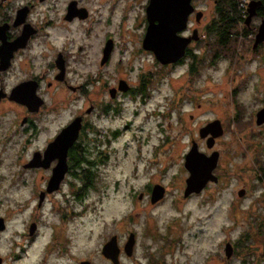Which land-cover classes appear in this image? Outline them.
<instances>
[{"label":"rangeland","instance_id":"1","mask_svg":"<svg viewBox=\"0 0 264 264\" xmlns=\"http://www.w3.org/2000/svg\"><path fill=\"white\" fill-rule=\"evenodd\" d=\"M143 1L121 0V6L123 3L128 5V37L134 35V23L142 15ZM200 5L205 7L207 15L210 2ZM130 47L127 42L129 50L132 49ZM137 59L148 60V56L138 55ZM161 71L144 100L140 96L124 98L118 102V111L110 109L108 114L94 117L96 129L100 131L95 132L94 142H88V145L95 146V151H100L105 157L101 162L96 160L93 185L71 201L73 212L79 213H73L62 233L69 236V253L62 257L53 256L52 253L45 260L46 264H76V258L89 259L91 264H111L99 254L102 244L108 240L104 242V238L114 232L120 233L122 238L127 227V230L135 229L140 239L149 242L148 236H143L141 231L145 221L150 226L156 225V231L161 232L166 225H170L169 231L172 230L178 237V243L173 246L170 255L175 264L241 263L240 257L226 260L224 244L226 241L232 242L245 229L254 230L255 219L264 222V202L259 200L263 181L257 182L254 175L257 173L254 158L264 160V123H254V113L264 105V61H236L234 56L228 59L218 56L214 61L208 59L190 78L183 68ZM109 75L112 76L107 80L114 76ZM124 75L135 82L134 72L118 74V77ZM3 81L6 88L10 86L8 78ZM96 96L98 98L99 95ZM46 97L49 101L47 105H55L57 109L45 114L44 122L37 123L38 138L27 145L28 151L44 144L72 114L73 107L81 103L74 104V94L66 90H49ZM7 106V103H0V135L9 125L11 127V119H14V113L12 115ZM237 109L242 122L252 115L251 128L237 129L233 119ZM213 119L220 121L223 131L214 137L213 146L208 148L198 130ZM250 133L253 135L247 137ZM16 140V137L15 140L11 139L6 144L8 148H4L8 152L0 156V215L7 216L12 229L23 227L25 212L30 206L34 207L37 198L33 195L42 179L41 172H32L28 176L32 180L30 186L19 184V180L8 184L15 178V170L26 161L22 155L26 145L22 149L23 143ZM192 141L197 143L199 151L206 154L218 151L213 170L218 179L201 188L202 191L183 197L188 172L182 164ZM22 176L26 178L25 174ZM154 182L165 186L164 200L150 204L144 195L140 199L136 197L138 191L147 187L145 183ZM240 188L245 189L241 196L237 194ZM64 193L68 197L66 189ZM58 199L65 201L62 197ZM28 200L29 206L25 211L17 212L16 204ZM49 211L47 207L40 212V222L43 224L47 216L50 224L58 219ZM125 215L129 216L126 220ZM51 226L44 241L48 239ZM262 244L263 240L254 235L252 245L260 248ZM43 245L44 242L40 248ZM5 247L0 242V248ZM137 248L138 256L135 257H140L143 249L141 245ZM150 248H154V245H150ZM142 257V260L146 259L144 255ZM28 258L23 264H35V260ZM121 258V264H133L132 259Z\"/></svg>","mask_w":264,"mask_h":264},{"label":"flooded vegetation","instance_id":"2","mask_svg":"<svg viewBox=\"0 0 264 264\" xmlns=\"http://www.w3.org/2000/svg\"><path fill=\"white\" fill-rule=\"evenodd\" d=\"M207 1L211 5L206 15L205 7L200 4ZM143 2L142 15L136 18L138 22L135 21V26L132 27L134 35L130 34L128 37L126 24L128 5L125 6L123 3L121 6V0H0V103H7L10 113H14L11 127L9 125L0 135V156L8 152L4 150L5 147L8 148L6 144L16 137V141L23 143L22 149L26 145L25 150H22L26 161L15 170L17 171L15 178L8 184L12 185L19 180V184L30 186L32 180L28 176L32 172H41L42 178L39 182L40 187L33 195L37 198L34 207L30 206L26 214L24 213L26 217L22 220L23 227L12 229L7 216L0 215V242L6 246L5 250L0 248V264H23L29 256L28 259L35 260V264H46L45 260L49 259L52 253L58 257L69 253L67 244L69 236L66 234L63 236L62 233L73 213H79L73 212L71 201L74 196L80 193L82 195L87 187L93 185L96 160L101 162L105 157L100 151H95V146L88 145V142H94L95 132L100 131L96 129L93 120L95 116L100 118V115L108 114L110 109L118 111L120 109L118 102L127 97L140 96L141 100H144L145 96H149L147 94L151 89L149 87L155 80L157 81L161 70L171 72L183 68L190 78L194 75L190 73L197 72L208 59L214 61L218 56L228 59L233 55L236 61L255 59L264 61V40L254 44L256 31L264 18V0H233L237 4L235 6L237 11L233 12L232 16H227L230 7L225 5L226 0L220 8L217 0H191L193 10L188 14L186 26L179 31V35L189 36L196 29L194 34L196 37L189 40L180 58L166 64L158 62L154 54L150 50H143L141 45L147 25L144 9L148 0L146 3ZM197 12H200L198 18ZM214 18L216 22L209 25ZM209 27L215 28L219 37V45L211 48L213 50L208 47ZM127 42L131 45V50L127 48ZM106 47L109 49L106 50ZM144 54L148 56L149 61H138V55ZM143 61L145 63H142ZM132 72L136 76L135 82L125 75L118 77V74ZM109 74L114 76L107 80L112 76ZM6 78L10 81L7 88L3 81ZM56 89L73 93L74 104L79 101L81 103L73 107L72 114L44 144L28 151L27 145L38 138L37 123L44 122V115L57 109L55 105L51 104L50 107L47 105L49 101L46 97L49 90L55 92ZM31 93L41 99V104L37 105L36 109H30L34 104L29 102L27 96ZM77 118L80 119V126L76 138L66 151V171L57 188L47 191L51 169L57 159H51L47 166L24 164L30 162L34 154H38L42 160L48 143L54 140L59 130ZM204 140L206 141V138ZM96 154L99 156L93 158L92 156ZM261 160L262 165L255 164V169L263 181L260 198L264 199V160ZM23 174L26 178L22 176ZM154 184H159L166 190L160 183H145L144 186L147 187L138 191L136 197L140 199L144 195L150 204L164 200L166 195L164 190L161 198L154 202L150 200V190ZM65 189L68 197H65ZM196 193L198 192H191L188 195ZM182 196L186 197L183 194ZM58 197L65 201L61 202ZM28 202L29 200L16 204L17 212H24L29 206ZM63 202L67 209L64 208ZM47 207L49 212L58 218L51 221L52 226L49 216L47 219L44 218V224L40 222V212ZM124 217L126 220L129 216ZM50 226L52 230L48 233V239L44 241ZM142 229V235L148 236L149 242L140 239L135 229L127 230L126 227V234L123 233L122 238L120 233L115 232L104 238L105 242L115 235L118 246L117 262L113 263L100 253L101 251L100 257L111 264H121L123 256L132 259L133 264H175L170 255L173 246L178 243V237L172 230L169 231L170 225H166V229L161 232L156 231V225L150 226L145 221ZM130 233L133 234V243L130 253H127L123 244H126ZM244 234L246 235L245 232H241L236 239H241ZM43 242L44 245L40 248ZM139 245L143 249L145 260L141 259L143 255L135 257L138 256L136 250ZM150 245H154V248H150ZM242 250V247H237L235 242H232V252L226 260L240 257V264H243L242 257L238 255ZM259 250L257 254L262 251L261 248ZM255 258L256 256L250 259L254 261ZM75 260L76 264H80L81 261L91 264L86 258ZM245 260L248 261L247 258Z\"/></svg>","mask_w":264,"mask_h":264},{"label":"water","instance_id":"3","mask_svg":"<svg viewBox=\"0 0 264 264\" xmlns=\"http://www.w3.org/2000/svg\"><path fill=\"white\" fill-rule=\"evenodd\" d=\"M193 6L191 0H148L144 9L146 14V28L142 36L143 50H150L155 59L163 64L174 62L180 58L184 52L190 39L195 38L196 29L189 36L179 35V31L186 26V20L189 13L192 12ZM197 12L196 17L200 16ZM257 34L255 36L256 44L264 40V18L260 23ZM10 49V47L8 48ZM109 49L108 47L105 48ZM29 102L34 105L30 109H36L41 104V99L33 95H28ZM254 123L260 125L264 123V105L257 109L254 115ZM80 126V119L72 120L66 127L59 130L53 141L48 143L44 158L40 160L38 154H34L30 162L24 166H47L51 159L56 158L57 162L53 167L49 181L47 182V191L57 188L59 181L65 173L66 151L71 142L76 138ZM223 128L218 119L208 121L198 130L199 136L206 138V146L211 147L214 143V137L220 135ZM209 135V136H206ZM218 151L213 150L209 154L199 151L197 143L192 141L189 150L184 155L183 166L188 172V177H185V186L183 195L187 196L191 192H199L209 181L216 182L217 176L213 173L216 167ZM163 188L159 184H154L150 190V200L152 202L161 198ZM244 188H240L237 194L241 196ZM42 195V194H41ZM40 196V195H39ZM41 197V196H40ZM40 199V198H39ZM133 243V234L130 233L127 237L124 249L130 253ZM115 235L111 236L104 244H102L101 253L109 258L113 263L117 262L118 246L116 245ZM232 252V244L226 241L224 244L225 257L228 258ZM80 264H88L87 261H81Z\"/></svg>","mask_w":264,"mask_h":264},{"label":"trees","instance_id":"4","mask_svg":"<svg viewBox=\"0 0 264 264\" xmlns=\"http://www.w3.org/2000/svg\"><path fill=\"white\" fill-rule=\"evenodd\" d=\"M223 1H225V0H217L218 7L219 8H220V6L223 5ZM225 5L227 7H230V10H227V16H232L233 12H236L237 11L236 10V7H235V6H237V4L235 2H233V0H226V4ZM215 20H216V18H214L213 20H211V22H210L209 25L214 24L216 22ZM208 32L210 34L209 35V46L208 47L210 49L213 48V47L215 48V46H218L219 45V37L216 34L217 31H216L215 28L211 29L209 27ZM226 48H229V47L226 46ZM237 111L238 112H235L234 115H233L234 124L236 125L237 129H242L243 127L244 128L245 127L251 128L250 121H251L252 115L249 118V120L242 122V120H241L242 117H241V119L239 117V113H240L239 109H237ZM254 115H255V113H254ZM251 135H253V134L250 133L249 135H247V137L248 136H251ZM254 159H255L254 162H257L255 164H258V165L261 164L262 165V162H261L262 160H259L258 158H254ZM257 173L256 174L254 173L255 180L257 179L256 180L257 182L258 181H262L261 176H259ZM259 200H261L262 202H264V199L263 198H260ZM263 219H264V217H263ZM253 220H254V218H253ZM261 222H262L261 220L255 219L254 220V223H253V225L255 227L254 230H252V229L251 230L250 229H245L246 235L245 234L242 235L241 236L242 237L241 239H236L235 238V239L232 240V242H235V245L237 247H242L243 248V250L241 252H238V255L242 257L243 264H246V263H252V264H254V263L255 264H257V263H264V222L263 223H261ZM254 235H256V238H260V239L263 240L262 247H260L261 250H262L260 254H257L258 251H259V247H256L255 245L254 246L252 245L253 244V236ZM232 242H230V243L232 244ZM254 256H256V258L254 259V261H252L250 258H252ZM246 258L248 259V261L245 260Z\"/></svg>","mask_w":264,"mask_h":264}]
</instances>
